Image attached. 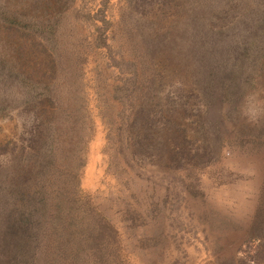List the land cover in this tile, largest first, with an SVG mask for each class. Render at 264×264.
<instances>
[{"label": "rangeland", "instance_id": "rangeland-1", "mask_svg": "<svg viewBox=\"0 0 264 264\" xmlns=\"http://www.w3.org/2000/svg\"><path fill=\"white\" fill-rule=\"evenodd\" d=\"M85 3L97 13L92 22L67 9L59 33L50 35L58 39L59 63L31 47L37 41L31 24L13 25L12 37L0 25V54L12 52L10 37L13 46L33 39L18 57L27 79L15 83L7 75L0 86L40 92L0 97V163L31 148L51 111L62 170L69 173L59 188L50 185L51 200L62 207L54 226L63 235L58 262L264 264V54L239 88L198 87L187 54L170 49L151 56L136 31L125 34L124 1ZM153 15L161 25L174 20L171 11ZM95 24L114 35L106 37L109 47L97 45ZM113 59L137 64L131 110L112 96L123 74ZM119 131H127L128 159L120 155ZM49 262L41 249L36 263Z\"/></svg>", "mask_w": 264, "mask_h": 264}, {"label": "trees", "instance_id": "trees-1", "mask_svg": "<svg viewBox=\"0 0 264 264\" xmlns=\"http://www.w3.org/2000/svg\"><path fill=\"white\" fill-rule=\"evenodd\" d=\"M122 1L128 14L125 34H133L132 29L136 31L133 35L151 56H159L163 50L170 49L187 54L193 64L191 69H195L193 81L198 83V87L209 83L224 89H232L236 85L239 88L258 67L264 54V0ZM75 3L76 0H0V25L6 32L9 31L12 37L9 29L22 21L23 25H32L29 32L37 38L33 42L32 37L24 36L15 46L11 37L7 40L12 52L0 54L2 80L5 81L7 75L15 83H18V79H27L18 68V57L26 50V43L33 42L32 48L38 46L43 51H49V60L53 64L61 62L57 56L58 39L54 40L50 35L56 28L59 33L57 22L68 14L67 9L74 17L90 22L97 16L96 12L88 11L85 0ZM157 10L171 11L173 22L161 25L153 15ZM99 19L105 25L109 23L104 17L100 16ZM105 29L104 26L94 25V30L99 32L96 34L97 45L109 47L106 37L113 40L114 35L108 36L109 31L105 33ZM36 30L42 31L45 37L42 39L40 34L33 33ZM0 48H3L2 45ZM112 62L123 73L122 81L112 86V96L123 105H129L131 110L132 97H135L138 89L137 64L133 59H113ZM20 85L27 88L24 84ZM20 85L11 87L10 84H2L0 97L9 98L15 94L17 98L28 99L30 93L34 97L40 95V92L26 91ZM130 110L124 112V118L128 117ZM45 114L44 131L38 132L29 145L31 148L19 153L14 160L10 158L6 164L0 163V264H37L41 249H44L49 264H60L59 241L63 235L55 232L54 226L58 224L62 207L59 198L57 203L51 200L53 196L50 191L55 189L50 185L59 188L64 181L61 178L69 177V173L62 170L63 154L59 155L53 115L51 111ZM124 127L127 125L124 124ZM126 134L127 131L118 133L119 143L124 144L125 150L119 149L124 159H128L126 154L131 151L127 147ZM107 139L109 136H106ZM82 161L80 159L76 167ZM50 177L54 179L50 180ZM46 183L49 185L45 186ZM47 215L54 219L53 224L50 219H45ZM101 222L105 223L103 217ZM43 227L47 228V238ZM40 245L43 247L39 250Z\"/></svg>", "mask_w": 264, "mask_h": 264}]
</instances>
